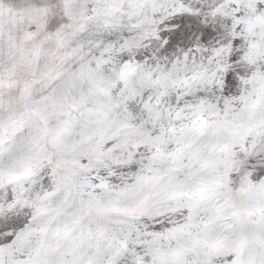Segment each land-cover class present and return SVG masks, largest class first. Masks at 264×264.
Wrapping results in <instances>:
<instances>
[{"label": "snow or ice", "instance_id": "1", "mask_svg": "<svg viewBox=\"0 0 264 264\" xmlns=\"http://www.w3.org/2000/svg\"><path fill=\"white\" fill-rule=\"evenodd\" d=\"M0 264H264V0H0Z\"/></svg>", "mask_w": 264, "mask_h": 264}]
</instances>
